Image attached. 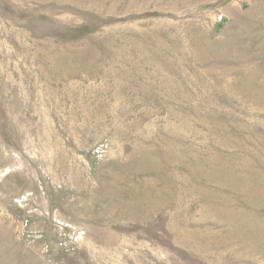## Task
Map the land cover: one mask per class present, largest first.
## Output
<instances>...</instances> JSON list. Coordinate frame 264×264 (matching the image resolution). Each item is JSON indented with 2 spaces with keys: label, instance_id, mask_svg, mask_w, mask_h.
<instances>
[{
  "label": "rangeland",
  "instance_id": "rangeland-1",
  "mask_svg": "<svg viewBox=\"0 0 264 264\" xmlns=\"http://www.w3.org/2000/svg\"><path fill=\"white\" fill-rule=\"evenodd\" d=\"M0 264H264V0H0Z\"/></svg>",
  "mask_w": 264,
  "mask_h": 264
}]
</instances>
